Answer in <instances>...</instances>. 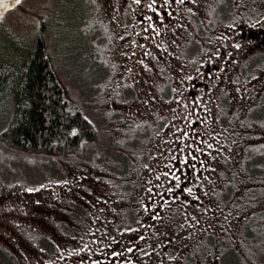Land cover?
<instances>
[{
	"label": "rangeland",
	"instance_id": "374dc122",
	"mask_svg": "<svg viewBox=\"0 0 264 264\" xmlns=\"http://www.w3.org/2000/svg\"><path fill=\"white\" fill-rule=\"evenodd\" d=\"M234 2L238 7L236 13L228 14L230 22L244 19V4ZM224 11L222 7L221 13ZM198 13L202 21L189 16L182 38L189 39L198 31L195 47L205 44L200 43L205 39L201 35L225 29L224 22L214 20L217 15L211 4ZM0 22L19 37H28L43 25L46 49L58 79L96 129L94 138L82 141L79 155L25 152L0 141V264H24L29 249H40L36 239L58 242L65 239L66 232L78 230L72 220L80 209L68 201L88 205L85 199L93 198L97 189L95 177H101L104 170L115 173L129 165L132 170H143L139 165L143 159L148 162L145 173L158 167L166 146L159 134H145L138 124L144 117L148 129L154 126L156 115L169 117L173 113L167 106L170 101L152 102V96L141 93L136 84L139 94L133 102L119 96L128 72L114 43L117 25L112 0H20ZM258 52L244 64L240 79L249 85L246 92L258 95L257 102L248 106L264 110L260 98L264 50ZM231 100L229 128L226 141L225 137L222 141L230 150L213 156L212 213L210 221H204L203 236L196 239L197 264H264V120L259 121L258 116V122L247 121V107L238 106L236 95ZM221 101L228 104V98ZM11 110V99L2 98L0 129L8 123ZM138 139L141 143L137 144ZM170 154L167 150L166 155ZM65 172L69 180H58ZM27 230L34 236L26 238Z\"/></svg>",
	"mask_w": 264,
	"mask_h": 264
},
{
	"label": "flooded vegetation",
	"instance_id": "af4514ba",
	"mask_svg": "<svg viewBox=\"0 0 264 264\" xmlns=\"http://www.w3.org/2000/svg\"><path fill=\"white\" fill-rule=\"evenodd\" d=\"M240 2L244 19L230 22L228 14L238 7L234 0H112L114 43L128 72L119 96L133 102L139 94L136 84L152 102L170 101L171 116L156 115L148 129V119L141 117L138 124L145 134H159L166 150L150 173H145L148 162L143 159V170L129 165L95 177L94 197L85 199L90 205L68 201L80 209L72 220L78 230L66 232L58 242L36 239L40 249H29L24 264H197L196 239L203 236L204 221L212 213L213 156L230 150L222 141L231 98L236 95L238 106L247 107V121L264 120V110L248 106L258 95L246 92L249 85L240 79L244 64L264 50V0ZM209 4L216 11L214 20L224 22L225 29L201 35L205 44L195 47L198 31L182 39L187 19L202 21L198 11ZM260 98L263 103L264 91ZM69 178L65 172L58 180ZM27 211L31 215L32 207ZM28 223L35 225L30 219ZM24 234L34 236L28 230Z\"/></svg>",
	"mask_w": 264,
	"mask_h": 264
},
{
	"label": "trees",
	"instance_id": "16d2710c",
	"mask_svg": "<svg viewBox=\"0 0 264 264\" xmlns=\"http://www.w3.org/2000/svg\"><path fill=\"white\" fill-rule=\"evenodd\" d=\"M42 29L19 37L0 22V100L12 102L0 141L25 152L79 155L96 129L58 79Z\"/></svg>",
	"mask_w": 264,
	"mask_h": 264
},
{
	"label": "water",
	"instance_id": "95a60500",
	"mask_svg": "<svg viewBox=\"0 0 264 264\" xmlns=\"http://www.w3.org/2000/svg\"><path fill=\"white\" fill-rule=\"evenodd\" d=\"M4 4L6 6H0V19L8 9L14 7L17 3L15 0H4Z\"/></svg>",
	"mask_w": 264,
	"mask_h": 264
},
{
	"label": "snow or ice",
	"instance_id": "6c2138e0",
	"mask_svg": "<svg viewBox=\"0 0 264 264\" xmlns=\"http://www.w3.org/2000/svg\"><path fill=\"white\" fill-rule=\"evenodd\" d=\"M15 2H16V3H19L20 0H15ZM0 6H6V5L4 4V0H0Z\"/></svg>",
	"mask_w": 264,
	"mask_h": 264
}]
</instances>
